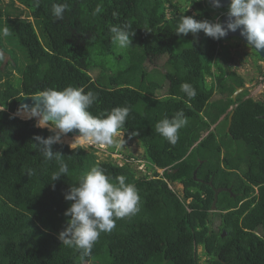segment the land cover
<instances>
[{
	"label": "trees",
	"instance_id": "1",
	"mask_svg": "<svg viewBox=\"0 0 264 264\" xmlns=\"http://www.w3.org/2000/svg\"><path fill=\"white\" fill-rule=\"evenodd\" d=\"M57 3L68 4L62 20L52 13ZM185 3L39 0L37 6L36 0H0V29L8 27L11 33L0 34V264H202L199 248L206 257L203 264H264V238L255 232L263 227L264 233V102L248 97V89L232 98L246 86L229 65L235 61L231 47L239 43L224 44L230 39L216 41L203 32L198 38L176 34L181 15L221 22L228 7L213 8L207 0ZM98 4L102 11L93 16ZM124 24L135 36L118 53L109 30ZM17 40L20 55H11L8 45ZM4 55L12 64L4 65ZM92 55L100 67L81 64ZM252 56L264 61L255 51ZM162 57L167 59L164 73L156 65ZM149 66H154L151 71ZM95 70L96 78L91 75ZM258 71L264 78L260 66ZM165 82L167 93L159 97ZM183 83L195 88V98L189 100L181 91ZM67 86L95 93L89 109L93 115L130 109L118 133L125 143L137 141L143 148L144 168L152 175H139L142 158L136 169L128 162L133 156L114 147L100 160L95 147L72 149L57 142L53 154H61L69 172L51 180L57 162L41 155L33 137L47 139L55 132L15 113L24 97ZM179 111L187 124L172 145L155 126ZM223 137L228 138L224 143ZM113 155H123L127 162L119 165ZM92 167L103 168L113 179L124 176L135 185L139 202L138 211L116 219L114 229L102 233L84 256L65 246L59 235L67 227L64 213L71 204L64 194ZM171 183L183 186L182 196ZM216 190L221 192L213 208ZM255 193L258 202L241 221L239 213L255 199L241 209L240 202Z\"/></svg>",
	"mask_w": 264,
	"mask_h": 264
},
{
	"label": "clouds",
	"instance_id": "2",
	"mask_svg": "<svg viewBox=\"0 0 264 264\" xmlns=\"http://www.w3.org/2000/svg\"><path fill=\"white\" fill-rule=\"evenodd\" d=\"M209 2L213 8L222 6L221 0ZM36 3L38 6L39 0H36ZM66 9L67 3L54 4L52 6L54 18L62 20ZM101 11L102 4H98L92 15L96 16ZM226 16L227 20L222 23L219 20H197L195 14L181 15L176 25V34L178 36L192 34L194 38H198V34L203 32L207 37L219 41L229 32L235 33L239 30L250 47L264 50V0H230ZM130 29L131 26L128 24L113 25L109 30L112 44L118 49L131 46L135 33ZM0 34L10 35V29L4 27L0 29ZM180 89L189 100L195 98L196 91L191 84L183 83ZM96 100L95 93L85 92L80 87L67 86L63 90L48 88L35 94L31 105H23L18 111V114L28 119L34 118L36 127L48 128L55 132L47 139L38 135L33 137L39 142L41 155L48 161L57 162L58 169L51 175L53 182L69 172L61 154L54 155L51 147L60 142L62 136L74 131L78 133L70 144L72 149L77 143L84 142L101 147H119L116 136L124 127L130 109L126 106L116 107L110 112L96 116L89 111ZM186 124L184 112L179 111L171 119L163 118L157 122L155 130L170 144L175 145L179 139V130ZM146 162L142 158L141 165L146 167ZM125 181L126 178L122 175L114 179L109 177L101 167H92L79 177L78 184L71 186L64 194L65 200L71 202L64 213L69 218L67 227L59 235L65 246L82 251L84 256L90 255L100 235L114 229L116 219L128 217L138 211V191L135 185ZM205 259L204 256V261Z\"/></svg>",
	"mask_w": 264,
	"mask_h": 264
},
{
	"label": "rangeland",
	"instance_id": "3",
	"mask_svg": "<svg viewBox=\"0 0 264 264\" xmlns=\"http://www.w3.org/2000/svg\"><path fill=\"white\" fill-rule=\"evenodd\" d=\"M9 0H4L5 4L8 3ZM172 1V4H179L181 6H184L186 5L185 3V0H171ZM17 7H23L21 6L20 4H16ZM169 7H170V10H172L173 8L171 7L170 4H167ZM24 9V8H22ZM236 43H239V45L237 46ZM224 44H233V45H236V47H231V51L233 53V56H234V59L235 61L230 63V69L233 70V71H236L239 75H241L242 77H244L245 81H246V89L249 90V95L248 97H252L253 99L255 100H258V101H263L264 102V78L262 77L261 73L258 71V66H260L262 68V71H264V61H260L256 58H254L252 55H254V50L252 51V47L244 44L241 40H237L235 38H232L230 39L229 41H226ZM10 50H9V54H14L16 55H20V45H19V42L18 40L16 41L15 45H8ZM119 51H123V49H118V53ZM248 56H247V55ZM4 65L7 63V62H11V58L7 55H4ZM166 57H162L160 58L156 65L159 69H161V71L164 73L166 72L164 70V65H165V62H166ZM241 60H243V62H241ZM83 63H81L84 67H88L92 64L95 65V67H100V63H99V60H97L95 58V56H90V58H83L82 59ZM112 62V61H111ZM257 63V64H256ZM112 64V63H111ZM118 65L117 61L114 63V65ZM4 65L2 67H4ZM228 65V67H229ZM154 66H149V70L151 71L153 69ZM96 68V69H97ZM98 70V69H97ZM95 70V71H92L91 72V75L96 78L97 75H98V71ZM15 73V72H14ZM167 88H168V82H165L164 86H163V89L159 92V94H157V96L159 97H163L166 95L167 93ZM155 89V87H154ZM155 92V90H154ZM219 95L216 94L214 96V99H219ZM233 98V96H232ZM0 109H3L0 107ZM233 109V108H231ZM21 110L20 108L17 107L16 109V113H15V116L16 117H19L21 119H26L25 116L21 115V114H18V111ZM22 117H25V118H22ZM34 119V118H33ZM27 120H29L27 118ZM35 120V119H34ZM36 122V120H35ZM74 135H67V136H62L61 138V141L62 143H65L67 145L70 146V144L73 142L74 140ZM116 139L118 140L119 142V147H114V146H104V147H101V146H98V145H93V147H95L97 149V152L95 153L97 155V157L100 159V160H105L109 155H110V150H108L109 148H113L115 150H118L119 152H121L123 155H126V154H130L131 156L135 157L133 160H129L128 162L133 165V167H135L137 169V162H138V158H143V154H144V150L143 148L137 143V141H133L131 143H125L124 142V134L123 133H118L117 136H116ZM222 140V143H224L226 140H228V138L226 137H223L221 138ZM231 142V141H230ZM232 144H234L235 146H238L237 143L235 142H231ZM77 145H82V146H91V144H88L86 142L84 143H77L76 145H74L73 148H75ZM123 155H113V158L116 159V162L119 164V165H123L124 163H126L127 161L125 160V158L123 157ZM224 157V150H223V155ZM139 171H140V174L139 175H143V174H147V175H152V172H147V170L144 168L143 165H140L139 166ZM157 171L160 173V174H163L164 170H161V169H157ZM172 184V183H171ZM170 184V185H171ZM170 188L172 190H175L182 196L183 195V186L179 183H175V184H172L170 186ZM219 224V222H218ZM198 253L199 254H202V249L199 248L198 249ZM200 263H204V256L202 255L201 258H200Z\"/></svg>",
	"mask_w": 264,
	"mask_h": 264
},
{
	"label": "water",
	"instance_id": "4",
	"mask_svg": "<svg viewBox=\"0 0 264 264\" xmlns=\"http://www.w3.org/2000/svg\"><path fill=\"white\" fill-rule=\"evenodd\" d=\"M209 2V0H207ZM210 3V2H209ZM229 3H230V0H221V7L218 8V9H222V8H227L229 6ZM227 20V16L224 15L222 17V20L221 22H225ZM232 38H238L240 39L244 44L248 45L247 41L240 35V31L237 30L235 33H231L229 32V34L223 38L224 40H228V39H232ZM249 46V45H248ZM253 50L255 52H257L261 58L264 59V50H256L253 48ZM246 89V87H241V88H237L236 92L233 94V99L236 100L237 99V96ZM0 95H1V92H0ZM34 96H27V97H24L17 105L18 108L22 109V106L23 105H31L32 104V98ZM233 115H234V112L231 113L230 115V122H229V126H228V131H229V128L231 126V121H232V118H233ZM71 135H77L78 133L76 131H74L73 133H70ZM195 177H196V173H195ZM221 192V190H216V193H215V199H214V202H213V205L212 207L214 208L216 206V203H217V198H218V194Z\"/></svg>",
	"mask_w": 264,
	"mask_h": 264
},
{
	"label": "flooded vegetation",
	"instance_id": "5",
	"mask_svg": "<svg viewBox=\"0 0 264 264\" xmlns=\"http://www.w3.org/2000/svg\"><path fill=\"white\" fill-rule=\"evenodd\" d=\"M1 92V91H0ZM261 119L264 120V115H261L260 116ZM263 139H264V136H263ZM263 148H264V145H263ZM249 183L251 184L252 182L249 181ZM255 187V186H254ZM255 189L257 190V188L255 187ZM256 198V193L251 196L250 198L248 199H245V200H242L240 202V206H239V209L243 208L245 206L246 203L250 202L251 200H254ZM250 199V200H249ZM256 202H258V199H255L253 203H251V205L248 207V210H243L239 213V216H240V219L241 221L242 220H245L253 211L252 210H249L251 207H254ZM261 231H263V227L262 228H259V229H256L255 232L258 234V236L260 237H263L264 238V233H261Z\"/></svg>",
	"mask_w": 264,
	"mask_h": 264
},
{
	"label": "crops",
	"instance_id": "6",
	"mask_svg": "<svg viewBox=\"0 0 264 264\" xmlns=\"http://www.w3.org/2000/svg\"><path fill=\"white\" fill-rule=\"evenodd\" d=\"M222 119H223V118H222ZM222 119L220 120V122L222 121ZM218 124H219V122H218L216 125L212 126V129H214ZM217 199H218V198H217Z\"/></svg>",
	"mask_w": 264,
	"mask_h": 264
},
{
	"label": "built area",
	"instance_id": "7",
	"mask_svg": "<svg viewBox=\"0 0 264 264\" xmlns=\"http://www.w3.org/2000/svg\"><path fill=\"white\" fill-rule=\"evenodd\" d=\"M89 147H93V145L89 146Z\"/></svg>",
	"mask_w": 264,
	"mask_h": 264
},
{
	"label": "bare ground",
	"instance_id": "8",
	"mask_svg": "<svg viewBox=\"0 0 264 264\" xmlns=\"http://www.w3.org/2000/svg\"><path fill=\"white\" fill-rule=\"evenodd\" d=\"M232 112H233V111H232ZM232 112H231V113H232ZM74 136H75V135H74ZM156 169H157V168H156ZM218 195H219V194H218Z\"/></svg>",
	"mask_w": 264,
	"mask_h": 264
}]
</instances>
